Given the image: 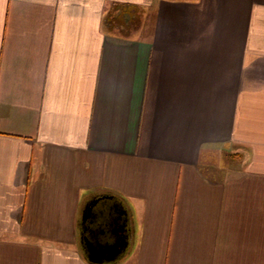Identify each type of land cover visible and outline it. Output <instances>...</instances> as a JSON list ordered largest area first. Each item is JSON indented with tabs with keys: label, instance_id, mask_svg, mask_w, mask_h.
<instances>
[{
	"label": "crops",
	"instance_id": "obj_1",
	"mask_svg": "<svg viewBox=\"0 0 264 264\" xmlns=\"http://www.w3.org/2000/svg\"><path fill=\"white\" fill-rule=\"evenodd\" d=\"M83 237L264 264V0H0V264Z\"/></svg>",
	"mask_w": 264,
	"mask_h": 264
},
{
	"label": "water",
	"instance_id": "obj_2",
	"mask_svg": "<svg viewBox=\"0 0 264 264\" xmlns=\"http://www.w3.org/2000/svg\"><path fill=\"white\" fill-rule=\"evenodd\" d=\"M86 242V239L83 237ZM84 250L87 254V261L92 264H112L119 261L121 250L117 248L116 244H94L87 241L84 244Z\"/></svg>",
	"mask_w": 264,
	"mask_h": 264
},
{
	"label": "trees",
	"instance_id": "obj_3",
	"mask_svg": "<svg viewBox=\"0 0 264 264\" xmlns=\"http://www.w3.org/2000/svg\"><path fill=\"white\" fill-rule=\"evenodd\" d=\"M137 7H128V6H118L117 9L114 11L117 12V10H119L120 12H122L123 14L126 13V15L128 16V20L127 21H123L122 19V16H116V15H112L110 14V16H108V22H109V26L111 27H117L121 30H123L124 32L129 30V27L130 25H133V26H137L139 20H138V17L135 19H131V16L132 15H136L137 14ZM131 13H134V14H131Z\"/></svg>",
	"mask_w": 264,
	"mask_h": 264
}]
</instances>
